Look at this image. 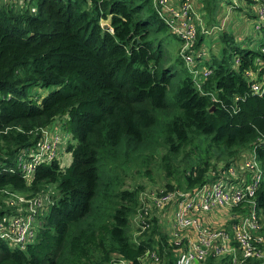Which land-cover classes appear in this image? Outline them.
Segmentation results:
<instances>
[{"label": "trees", "instance_id": "obj_1", "mask_svg": "<svg viewBox=\"0 0 264 264\" xmlns=\"http://www.w3.org/2000/svg\"><path fill=\"white\" fill-rule=\"evenodd\" d=\"M170 36L180 43L152 0H29L24 8L0 1V219L16 212L3 189L26 196L45 194L51 182L58 189L56 198L48 192L33 241L20 247L0 239V264H140L148 248L159 264H174L177 245L156 215L135 238L131 229L145 188L136 178L155 159L176 176L177 186L168 180L167 188L189 189L253 147L262 167L255 200L264 211V92L252 93L244 75L261 55L264 82V40L242 47L224 29L221 55H203L205 34L197 33L194 65L211 68L199 90L182 56H167ZM30 85L56 88L36 99ZM62 115L70 162L40 164L26 180L18 150L34 146L40 128ZM181 153L188 162L172 168ZM202 264H228L227 256Z\"/></svg>", "mask_w": 264, "mask_h": 264}, {"label": "built area", "instance_id": "obj_2", "mask_svg": "<svg viewBox=\"0 0 264 264\" xmlns=\"http://www.w3.org/2000/svg\"><path fill=\"white\" fill-rule=\"evenodd\" d=\"M0 1L17 4L20 8L29 4V0ZM249 1L256 5L254 28H264V0H229L224 3V12L248 4ZM152 4L158 16L180 38L179 54L189 67L197 88L201 90L202 81L211 72V68L205 65L203 68L196 67L190 48L198 32L207 34L212 27L190 20L193 0H152ZM30 9L33 11L34 7ZM215 27L220 28L219 25ZM258 51L264 54V45H260ZM201 54L204 55V50ZM234 61L239 62V57L235 56ZM262 66L261 55H257L255 67L244 70L252 93L264 92L263 74L260 71ZM68 141V136L54 129L52 123L41 127L37 143L20 148L16 154L21 176L29 180L38 165L56 159L60 163L58 145L64 142L66 146ZM222 166L220 162L217 177L189 189L157 185L147 189V194L144 191L140 193L141 207L132 217L133 224H137L140 232L148 227V220L156 213L160 212L162 218L171 212L170 232L172 241L177 245L174 264H202L208 255L227 256L228 264H241L249 257H264V211L255 200V192L262 180V167L256 150L247 147L238 157ZM3 169L14 171L13 167ZM3 191L8 194V202L15 206L16 212L0 219V239L7 240L11 246L23 247L35 238L40 224L38 215L49 200L44 202L45 194L26 196L9 189ZM220 205L225 206L229 212L225 213L223 225L213 226L205 214ZM234 207L237 209L233 210ZM227 220L229 223L225 225ZM140 259V264L160 263V255L154 249H146ZM108 264L130 262L113 259Z\"/></svg>", "mask_w": 264, "mask_h": 264}, {"label": "rangeland", "instance_id": "obj_3", "mask_svg": "<svg viewBox=\"0 0 264 264\" xmlns=\"http://www.w3.org/2000/svg\"><path fill=\"white\" fill-rule=\"evenodd\" d=\"M217 2H214L213 0H193L192 4V10L189 14L190 20L195 22V20L198 21V24H201L202 26L205 25L207 27H212V30L205 34L203 38V44L201 45V49L207 52V54L214 52L215 55L220 56L221 55V47L226 44L225 41L219 39V33L226 29L228 33H234V38L230 41V43H234L239 46H249V47H259V44L263 42L264 40V28L257 30L254 28V17H253V4H241L237 8L231 9L227 13L226 19H224V0H216ZM228 1V0H225ZM210 11L214 10V18L210 16ZM226 14V13H225ZM208 19L214 20L212 23H208ZM104 23H107V20L104 21ZM219 25L220 28H216L215 26ZM201 33V32H198ZM250 40V41H249ZM167 42V56H169L171 59H174L177 57L179 53L180 43L179 41L174 38L173 36H170ZM197 50H194L195 52ZM200 68H203V65H200ZM56 88L55 85H30L28 87V92L31 94L33 98L39 99L43 95H45L50 90H53ZM66 120V116H56L54 120L52 121V125L54 129H56L58 132H60L64 136H69V131L65 128L64 122ZM71 137V136H70ZM58 153L61 155L60 158V164L65 165L66 160L63 154L65 153L68 158H71L70 153H68L64 148V142H60ZM246 151H248L246 149ZM183 153H181L177 159L172 163L171 167L175 168L177 165H179V168H182L184 164H186L188 161L186 159H183ZM149 170L150 173L146 176H138L136 178V181L139 183H143L145 188H143L142 191H144L145 194H147V189L154 188L155 186H166V181L169 180L171 184L174 186H177L176 176L174 174H170L169 176L166 175L165 169L161 167L159 162L157 160H153L149 164ZM47 191L52 195V198H56L58 196V189L56 187L55 183H49L47 186ZM48 192L45 193L44 202L49 200L50 198H47ZM141 207V206H140ZM229 212V210L225 206H216L212 210L206 212V216L212 219H221V221L216 224L215 226L223 225L224 223V216L225 213ZM160 213V212H159ZM156 213V216L160 218V214ZM168 218H170L171 214H167ZM162 229L168 232L167 225L163 224L160 220ZM131 229L133 231V238H135L138 233L140 234L139 227L134 222L131 223ZM170 240L172 241L173 237L170 234ZM177 251V250H176Z\"/></svg>", "mask_w": 264, "mask_h": 264}, {"label": "crops", "instance_id": "obj_4", "mask_svg": "<svg viewBox=\"0 0 264 264\" xmlns=\"http://www.w3.org/2000/svg\"><path fill=\"white\" fill-rule=\"evenodd\" d=\"M223 2L225 3V2H227V1L224 0ZM249 2L253 4V13H254V16H255V6H256V5H255L252 1H249ZM224 3H223V4H224ZM225 13H226V14H225ZM227 13H228V12H224V15H223L224 19H226V17H227ZM254 16H253V17H254ZM64 148H65V146H64ZM67 152H68V151H67ZM68 153H70V152H68ZM70 155H71V154H70ZM63 156L65 157V159H67V160H66V165H67V164L70 162L71 158H68V156H66L65 153L63 154ZM167 214H171V212L169 211V212L166 213L162 218L160 217V218H159V221L161 220L163 224H166V225H167L168 232L171 233V232H170V230H171V216H170V218H168ZM205 218L208 219L209 222H210L212 225H213L215 222H216V223H217V222L219 223V221H221V219H212V220H211V219H210L209 217H207L206 215H205ZM214 225H216V224H214Z\"/></svg>", "mask_w": 264, "mask_h": 264}, {"label": "water", "instance_id": "obj_5", "mask_svg": "<svg viewBox=\"0 0 264 264\" xmlns=\"http://www.w3.org/2000/svg\"><path fill=\"white\" fill-rule=\"evenodd\" d=\"M108 26V24L107 23H103V27H107Z\"/></svg>", "mask_w": 264, "mask_h": 264}]
</instances>
